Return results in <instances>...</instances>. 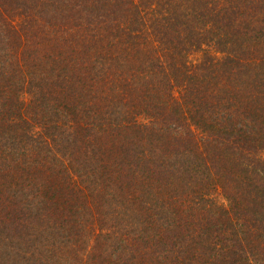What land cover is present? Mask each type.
<instances>
[{"label":"trees","instance_id":"1","mask_svg":"<svg viewBox=\"0 0 264 264\" xmlns=\"http://www.w3.org/2000/svg\"><path fill=\"white\" fill-rule=\"evenodd\" d=\"M264 264V0H0V264Z\"/></svg>","mask_w":264,"mask_h":264},{"label":"rangeland","instance_id":"2","mask_svg":"<svg viewBox=\"0 0 264 264\" xmlns=\"http://www.w3.org/2000/svg\"><path fill=\"white\" fill-rule=\"evenodd\" d=\"M70 264H78V263L73 259V262L70 260Z\"/></svg>","mask_w":264,"mask_h":264}]
</instances>
